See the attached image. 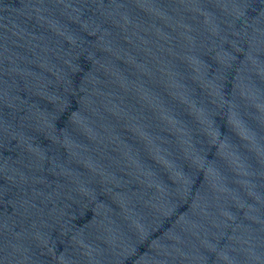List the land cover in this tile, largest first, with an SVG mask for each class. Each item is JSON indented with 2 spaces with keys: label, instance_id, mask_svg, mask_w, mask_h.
<instances>
[{
  "label": "water",
  "instance_id": "95a60500",
  "mask_svg": "<svg viewBox=\"0 0 264 264\" xmlns=\"http://www.w3.org/2000/svg\"><path fill=\"white\" fill-rule=\"evenodd\" d=\"M0 264H264V0H0Z\"/></svg>",
  "mask_w": 264,
  "mask_h": 264
}]
</instances>
